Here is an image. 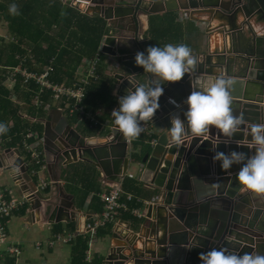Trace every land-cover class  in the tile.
Wrapping results in <instances>:
<instances>
[{
    "label": "crops",
    "instance_id": "crops-1",
    "mask_svg": "<svg viewBox=\"0 0 264 264\" xmlns=\"http://www.w3.org/2000/svg\"><path fill=\"white\" fill-rule=\"evenodd\" d=\"M69 1L0 0L3 5L0 22L4 25L1 27L9 37L14 35L11 42H2L0 46L4 47L8 43L16 45L17 49L11 56L14 63L22 58L17 64L22 66L19 62L25 60L31 71L28 68L25 70L36 74L43 73L45 68H51L47 79L58 86H82L88 81L84 85V98L79 102L64 95L55 98L53 91L42 89L34 81L27 83L21 77H17L15 83L11 82L12 86L8 85L9 82L2 81L0 88L8 91L7 96L2 94V97L7 100L8 109H17L16 114L20 119L14 121L13 116L8 117L11 116L9 111L6 115L0 113V122L9 129L6 134L0 135V190L7 201L15 200L20 204L8 217L0 219V225H3L6 233V241L0 244V264H105L112 230L119 227L124 232L129 226L130 232L137 231L143 216L138 218L132 211L144 215L145 204L150 199L145 196L148 185L138 178L136 164L128 166L123 176L115 174V171L123 168L119 153L114 150L111 156L110 151L100 145L102 153L110 155L101 163L86 162L78 158L63 166V163L54 159L53 147L45 151L43 138L50 135L53 137L52 144L62 140L69 146V130L84 137H94L111 125V111L117 108L119 99L120 83L117 75H124L125 71L120 62L122 55L128 56L142 52L149 46L163 47L171 43L187 45L195 57L203 55L211 42L208 34L211 26L209 17L195 9L175 10L176 6L171 5L172 10L155 14L139 13L134 15L133 20L130 16L106 20L100 14L87 13L74 7ZM181 2L186 4L185 0ZM12 3L17 5L20 15L9 13L8 8ZM254 31L255 34L252 35L249 29H243V47H250L255 37L257 40L262 39H258L263 34L262 29L254 27ZM108 35L121 39L119 50L116 46L112 47L113 51L117 50L118 56H109L101 51ZM217 37H212L214 47H219L220 44ZM7 50L4 58L10 53ZM90 50L93 53L88 55ZM78 52H81L80 56ZM96 58L98 61L94 74L97 79L93 80L87 78V73ZM56 68H68L72 75L69 76L66 71L57 74ZM142 76L148 82L156 79L153 80L146 72ZM31 84L34 89L37 88V92H33L30 102L24 95L27 96ZM16 85L19 87L17 90L14 89ZM40 91L46 94L47 101H41ZM232 100L241 101L236 98ZM37 103L47 109H37ZM231 107L234 108L233 105ZM64 122L68 123L69 129L63 126ZM150 129L151 138L155 139L157 132L153 124ZM151 138L147 133L141 132L138 138L131 139L126 144L128 148L133 145L132 151L143 156L153 145ZM29 145L43 155L46 169L37 168L40 170L39 178L47 183V188L42 197L26 201L22 197L31 196L33 186L23 178V169L28 167V173L34 178L31 174L32 161L25 148ZM8 149L10 151L3 154ZM18 159L23 163H19ZM15 174H19L16 177L18 181L14 180ZM213 176L214 174L210 175ZM231 176L232 174H226L223 177ZM115 186L121 187V202L126 205L128 212L119 210L115 215L116 222L97 226L103 210L98 195ZM244 192L241 187L239 194ZM126 196H131L132 200L127 201ZM255 198V203L264 202L262 194H255ZM250 203L253 204V201L250 200ZM72 206L75 209L70 208ZM249 209L250 206H247L245 212H249ZM257 215L259 220L264 219L263 213ZM87 225L96 226L93 234L85 230ZM107 225H111L108 233L105 229ZM57 235H72V238L62 243L56 240ZM84 238L86 250L80 257L76 250L77 241ZM10 247L18 250L19 254L8 253L7 249Z\"/></svg>",
    "mask_w": 264,
    "mask_h": 264
},
{
    "label": "water",
    "instance_id": "water-1",
    "mask_svg": "<svg viewBox=\"0 0 264 264\" xmlns=\"http://www.w3.org/2000/svg\"><path fill=\"white\" fill-rule=\"evenodd\" d=\"M181 1L89 0L88 6L73 5L87 13L100 14L106 20L126 16L133 20L139 13L155 14L176 6L175 10L195 9L204 13L211 22L208 30L211 42L206 52L194 57V65L181 80L161 82L163 94L159 97V109L151 119L140 122H150L157 132L155 143L143 156L132 151L133 145L128 148L126 137L116 129L113 117L111 125L94 137H84L69 130V146L59 139L52 144L50 135L43 138L45 151L53 147L54 159L63 166L78 158L99 164L116 150L123 162V170H117L115 174L125 175L128 166L134 163L138 167V178L148 185L145 196L150 201L145 204L142 223L133 232L129 226L124 232L119 227L112 230L105 264H201L199 255L212 249H224L238 255H264V219L259 220L260 214L257 215H264V202L255 203V194L249 191L239 194L241 185L236 176L241 164L223 170L219 162L212 159L215 151H237L246 157L253 155L255 148L249 146L250 124H264V0H185L186 4ZM254 27L262 29L263 34L258 37L262 39L255 37L250 47H243L241 32L247 28L254 35ZM214 36L220 40L219 47L212 45ZM120 41L116 36L108 35L102 53L118 56ZM114 46L116 51L112 50ZM134 56L122 55L120 58L125 71L124 75H117L119 97L136 86L151 83L142 76V67L135 65ZM149 76L153 80L156 78L150 73ZM220 77L234 81L230 89L232 99L241 101L232 100V110L234 115L243 116L244 123L228 144L224 141L229 139L214 126H209V130L198 137L186 131L182 142L174 144L169 128L173 117L184 119V99L191 91L205 90ZM169 99L176 101L179 107L169 103ZM63 126L70 128L66 122ZM100 145L110 151V155L102 153ZM9 151L5 150L3 154ZM211 174L214 176L210 177ZM226 174L232 176L223 177ZM23 175L33 186L31 199L42 197L35 190L36 183L28 173V167L23 169ZM262 196L264 198V194ZM247 206H250L249 212H245ZM70 208L75 209L74 206Z\"/></svg>",
    "mask_w": 264,
    "mask_h": 264
},
{
    "label": "clouds",
    "instance_id": "clouds-1",
    "mask_svg": "<svg viewBox=\"0 0 264 264\" xmlns=\"http://www.w3.org/2000/svg\"><path fill=\"white\" fill-rule=\"evenodd\" d=\"M11 15H20L15 3L9 5ZM134 63L142 67L146 73L153 74L156 79L149 86L139 85L126 95L118 99V107L111 111L113 123L123 137L138 138L143 128L141 121L151 119L159 109V97L163 94L161 82H175L181 80L193 66L195 59L191 49L185 44L171 43L159 46H149L144 51H138L134 56ZM234 81L217 78L203 91H191L184 99L186 105L184 119L173 117L169 128L174 144L182 142L186 131L194 136H201L214 126L224 137L231 139L240 128L244 119L242 115H234L232 110L231 87ZM169 103L176 105V101L169 99ZM9 131L0 122V135ZM250 146L255 148L253 155L246 157L237 151H215L212 157L219 162L223 170H228L233 164H241L236 179L242 190L254 194H264V124H250ZM225 144L228 140L224 141ZM201 264H264V255L244 253L238 255L228 253L224 249H212L199 255Z\"/></svg>",
    "mask_w": 264,
    "mask_h": 264
},
{
    "label": "built area",
    "instance_id": "built-area-1",
    "mask_svg": "<svg viewBox=\"0 0 264 264\" xmlns=\"http://www.w3.org/2000/svg\"><path fill=\"white\" fill-rule=\"evenodd\" d=\"M64 3H66L68 0H62ZM69 3L71 5H80V6H88L90 4L89 0H70ZM98 59L96 58L93 63L90 65V68L88 70L87 73V78H91L93 80H96V76L94 74V70H95V66L97 64ZM51 68H45V71L41 74H36L33 72H27L25 70V68L20 69V68H13L9 71H7V73H5L4 78L5 81L9 82V83H15V80L18 76H20L21 78L24 79L25 82H30V81H34L36 83H38L42 89L44 90H51L54 92V96L55 98H58L60 95H64L67 97H70L76 101H81L84 98L85 95V91H84V85H86L88 83V81L86 80L84 82V84L82 86H76L74 85L73 87H65V86H58V85H54L52 84L48 79L47 76L49 74V72L51 71ZM11 83V84H12ZM13 85V84H12ZM43 93L42 91H40V94ZM175 107H179V105H175ZM141 127L143 128L142 133H147V135L151 138V123L150 122H144L141 123ZM151 143L154 144L155 143V139H150ZM131 139L125 138V142L126 143H130ZM25 148L28 150L29 152V158L31 163L30 165L32 166V170H31V174L34 177L36 186H35V190L41 194H43L46 191L47 188V183L39 178V172L40 170H38L37 167H39L41 170L46 169V166L44 164V160H43V155L42 153L38 152L34 146H25ZM211 168H214V164L211 165ZM19 174H15L14 175V180L18 181V179H16V177ZM32 195V193H31ZM123 196V191L121 189L120 186H115L113 187L111 190L101 193L98 195L99 199L101 200L102 204H103V210L100 214L99 217V223L97 224V226H104L108 223H114L116 222V212H118L119 210L121 211H125L128 212L127 207L124 203L121 202V198ZM23 200H30L31 196L28 195L26 197H22ZM127 201H131L132 197L131 196H126ZM20 204V202H17L15 200H10L7 201L4 197V193L2 192V190H0V219L2 217H8L14 210H16L17 206ZM131 212V210L129 211ZM133 214H136L138 218H141L143 215L141 213H136V211H132ZM96 226L93 225H87L85 227L86 231H90L92 234L94 233ZM72 238V235H68L67 237H63L61 235H57L56 236V240L60 241L62 243H65L67 241H69ZM6 241V233L4 230L3 225H0V244L4 243ZM50 245H52V243H50ZM8 253L10 254H19V251L16 250L15 248H8L7 249Z\"/></svg>",
    "mask_w": 264,
    "mask_h": 264
},
{
    "label": "trees",
    "instance_id": "trees-1",
    "mask_svg": "<svg viewBox=\"0 0 264 264\" xmlns=\"http://www.w3.org/2000/svg\"><path fill=\"white\" fill-rule=\"evenodd\" d=\"M3 7V5L0 3V11H1V9H3L2 8ZM14 23L16 24V20H14ZM15 26V25H14ZM13 37H14V35H13ZM3 42V40L0 38V43H2ZM1 45V44H0ZM16 45L14 44V43H8L6 46H0V87H1V84H2V81H4L5 80V78H4V75H5V73H7V71H9V70H11V69H13V68H20V69H23V68H28L29 69V71H31L30 69V67H29V65H26V61L24 60V61H21V62H19V63H21L22 64V66H20V65H18L17 63H18V61L20 60V59H22V58H19V60L18 61H15L16 63H14L13 61V58L11 57V56H13V54H14V51H16V47H15ZM7 49H9V52L10 53H7L8 54V57H5L4 58V54H5V52L6 51H8ZM91 53H93V51L92 50H90L89 51V53H88V55L90 54L91 55ZM80 54H81V52H78V55L80 56ZM77 58V57H76ZM31 61V60H30ZM57 69V74H60L61 72L62 73H65V71H66V73L69 75V76H71L72 75V72H70L69 71V69L68 68H56ZM18 77H20V76H18ZM59 80H61V78L59 79ZM30 84V83H29ZM18 85H16V86H14V89H18L19 87H17ZM28 91V90H27ZM33 92H37V88L36 89H34L33 88V84H31L30 85V88H29V91L27 92L28 94H27V96L26 95H24V97L27 99V97L29 98V100H30V102H31V100H32V96H33ZM2 94H4L5 96H7V94H8V91L7 90H5V88H0V113H3L4 115H6V113L9 111V113L8 114H11V116L10 115H8V117H12L13 116V118H14V121H15V119L16 120H19L20 118V116L19 115H17L16 114V112H17V109L16 108H10V109H8V102H7V100H6V98L5 97H2ZM2 97V98H1ZM47 96H46V94H43V93H41V96H40V99H41V101H47V98H46ZM71 105H72V102H71ZM42 107H43V105H41ZM43 110V108H41V111ZM105 229L107 230V232L106 233H108V231L111 229V225H107L106 227H105ZM76 250H77V252H78V255L80 256V257H82L83 256V253L85 252V250H86V239L84 238L83 240H78L77 241V246H76Z\"/></svg>",
    "mask_w": 264,
    "mask_h": 264
},
{
    "label": "rangeland",
    "instance_id": "rangeland-1",
    "mask_svg": "<svg viewBox=\"0 0 264 264\" xmlns=\"http://www.w3.org/2000/svg\"><path fill=\"white\" fill-rule=\"evenodd\" d=\"M0 24H1V25H0V36H2L1 39L3 40L4 44H6L7 42H11V40L14 39V37H13V36H12V37H9V36H8L9 34H6V32L3 31V30H4V29L2 28V27H4L3 22H0ZM1 26H2V27H1ZM8 85H11V86H12L11 83H8ZM36 108H37V109H38V108H40V109H41V108H45V109H47L46 106H43V107H42V106L40 105V103H37V104H36Z\"/></svg>",
    "mask_w": 264,
    "mask_h": 264
},
{
    "label": "bare ground",
    "instance_id": "bare-ground-1",
    "mask_svg": "<svg viewBox=\"0 0 264 264\" xmlns=\"http://www.w3.org/2000/svg\"><path fill=\"white\" fill-rule=\"evenodd\" d=\"M173 105V104H172ZM178 105V104H177ZM173 106H175V105H173Z\"/></svg>",
    "mask_w": 264,
    "mask_h": 264
}]
</instances>
